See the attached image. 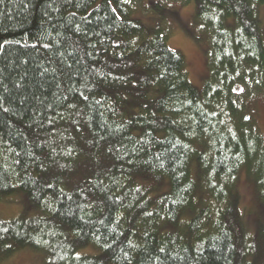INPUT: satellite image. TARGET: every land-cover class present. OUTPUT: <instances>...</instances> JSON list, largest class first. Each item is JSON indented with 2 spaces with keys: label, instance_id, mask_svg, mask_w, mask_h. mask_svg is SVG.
I'll list each match as a JSON object with an SVG mask.
<instances>
[{
  "label": "trees",
  "instance_id": "obj_1",
  "mask_svg": "<svg viewBox=\"0 0 264 264\" xmlns=\"http://www.w3.org/2000/svg\"><path fill=\"white\" fill-rule=\"evenodd\" d=\"M148 1L0 0V201L25 204L0 216V263L31 246L50 264H264L237 189L245 172L264 204V0ZM190 4L201 91L168 47Z\"/></svg>",
  "mask_w": 264,
  "mask_h": 264
},
{
  "label": "rangeland",
  "instance_id": "obj_2",
  "mask_svg": "<svg viewBox=\"0 0 264 264\" xmlns=\"http://www.w3.org/2000/svg\"><path fill=\"white\" fill-rule=\"evenodd\" d=\"M142 4L147 6L149 1L142 0ZM194 12V4L181 6L178 10L179 18L169 20L171 34L168 39V47L183 54L187 63L189 80L194 87L201 91L208 74L206 62L207 43L206 40H203L205 36L199 29L198 22L194 19ZM137 14L143 18V22L146 24H154L157 20L150 14V11L146 12L143 8ZM259 14L264 25V5L259 8ZM253 104L257 124L260 130L264 132V94L260 95ZM83 155H86L85 151H83ZM237 189L240 196L238 206L242 224L246 235L252 237L258 226H264V204L257 197L253 180L245 172H242L237 179ZM22 198L23 194L18 193L1 200V218L9 220L21 214L25 208ZM80 252L94 255L97 254V249L89 246L81 249ZM0 264H50V258L45 251L31 246H17L15 251L3 259Z\"/></svg>",
  "mask_w": 264,
  "mask_h": 264
}]
</instances>
